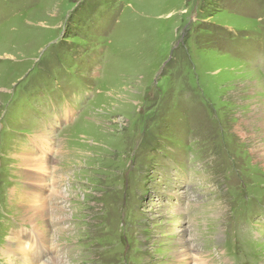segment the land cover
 <instances>
[{
	"label": "rangeland",
	"instance_id": "374dc122",
	"mask_svg": "<svg viewBox=\"0 0 264 264\" xmlns=\"http://www.w3.org/2000/svg\"><path fill=\"white\" fill-rule=\"evenodd\" d=\"M41 230L57 264H264V0H0V264Z\"/></svg>",
	"mask_w": 264,
	"mask_h": 264
},
{
	"label": "bare ground",
	"instance_id": "6f19581e",
	"mask_svg": "<svg viewBox=\"0 0 264 264\" xmlns=\"http://www.w3.org/2000/svg\"><path fill=\"white\" fill-rule=\"evenodd\" d=\"M41 143H42L43 146L48 145V148H49V141L48 140L43 139V140H41ZM44 148L45 147L41 148L42 151L44 150ZM48 150H50V149H48ZM26 159H28V158H26ZM44 160H45V158L43 157L41 159V162L40 163H36V162L33 163L32 162L31 163V166H33V165H35V166L39 165V166L43 167V165L47 164V162L44 161ZM38 161H40V160H38ZM41 170H43V169H41ZM42 186L43 185H41L40 188H42ZM52 189H53L52 192L55 193L56 192V188L53 187ZM35 193L38 194L37 191ZM35 196H37V195H35ZM43 201L44 200H41L40 201L39 200V197H38V199H36V202H34V214L38 217V219L40 221L46 220L45 219V216L47 215L46 214L47 207L45 206V204L43 203ZM33 217H34V215L32 216V218L29 219L32 224L35 223V220L33 219ZM34 226L36 227L35 230H37L38 227L36 226V224ZM38 229H40V228H38ZM14 242L15 243L17 242V243H16V245L13 246V243ZM49 243L50 242L47 239V237L44 235V231L43 230H41V232L37 235L36 238H31L29 241H28V238L25 235L20 234V233H17L15 235L14 241L10 244V246L8 247V249L5 251V254L8 255V256H10L13 252H16V254L18 256L19 255L29 256V259L34 264H57L56 263V259H55V255H53V251H54L53 249H55V248L54 247H51L52 244L50 243L51 244L50 245ZM55 250H57V249H55ZM56 253H57V251H56ZM52 256H54V257H52ZM177 256H178V259L185 260L186 257H187V252L185 250L179 251L177 253ZM5 257L11 259L10 257H7V256H5ZM29 259L26 260V263L27 264L31 263V261ZM46 260H48V261L45 262ZM11 263H12V260L9 262V264H11Z\"/></svg>",
	"mask_w": 264,
	"mask_h": 264
}]
</instances>
